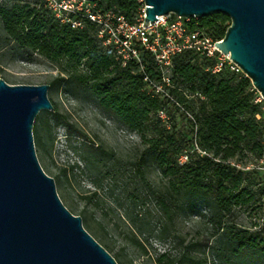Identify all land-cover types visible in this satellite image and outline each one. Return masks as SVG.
Listing matches in <instances>:
<instances>
[{"label":"trees","instance_id":"1","mask_svg":"<svg viewBox=\"0 0 264 264\" xmlns=\"http://www.w3.org/2000/svg\"><path fill=\"white\" fill-rule=\"evenodd\" d=\"M105 2L98 3L104 11L114 10L131 23L143 6L142 0ZM74 19L82 20L83 27L61 23L45 0L1 1L0 72L9 55H36L58 70L50 87L66 83L92 94L101 110L140 137V154L127 162L135 181L130 179L124 194L108 202L126 224L129 243L143 257L149 255L145 241L162 243L166 248L156 254L155 264H212L206 249L220 261L264 264V229L245 230L235 220L239 209L264 197V174L247 169L264 155L262 104L255 102L257 91L250 79L229 69L213 73L216 58L186 51L173 61L168 88L182 109L148 87L146 78L162 83L149 52L141 50V62L129 60L124 66L113 47L102 45L94 23L81 16ZM230 25L223 14L188 23L191 30H202L214 40H222ZM169 107L181 113L186 126L160 117ZM54 121L59 125L61 117L55 115ZM67 131L68 147L79 160L61 165L57 177L65 188H75L81 176L95 187L80 194L84 201L80 214L88 223L89 208L105 203L98 191L106 175L118 169L117 158L103 143L82 139L73 145V130ZM36 140L47 155L54 143L48 118L42 120L41 130L36 129ZM183 155L188 156L186 163L180 162ZM251 159L255 164L249 163ZM152 168L159 181L149 175ZM149 203L157 209L155 217L146 208ZM193 218L209 226L207 238L199 234L189 239L179 230L180 221Z\"/></svg>","mask_w":264,"mask_h":264},{"label":"water","instance_id":"2","mask_svg":"<svg viewBox=\"0 0 264 264\" xmlns=\"http://www.w3.org/2000/svg\"><path fill=\"white\" fill-rule=\"evenodd\" d=\"M143 1L144 27L169 14L229 17L231 25L216 47L264 98V0ZM49 89L0 79V264H118L82 218L64 206L38 160L33 126L42 111H54Z\"/></svg>","mask_w":264,"mask_h":264},{"label":"rangeland","instance_id":"3","mask_svg":"<svg viewBox=\"0 0 264 264\" xmlns=\"http://www.w3.org/2000/svg\"><path fill=\"white\" fill-rule=\"evenodd\" d=\"M3 0H0V2ZM101 2V1H99ZM97 2V3H99ZM104 5L106 2L104 0ZM103 45V44H102ZM3 71L0 72V79L5 80L10 85H49L58 76V70L46 60L28 53H20L15 56H7L2 60ZM258 96V94H257ZM48 98L54 106V111H42L36 118L33 126L35 149L40 165L48 176L53 178L56 183L57 193L64 206L77 217L83 220L86 231L92 235L115 258L118 264H155L153 259L157 253H163L165 246L150 239L145 241L148 257H143L127 239V226L119 218L116 208L108 203L124 194L127 183L130 179L135 181L134 172L128 166V160H133L142 150L140 137L134 132L129 131L122 124L117 122L111 115L101 110L97 105V100L92 94H86L81 89H71L66 83L59 88L50 87ZM166 120L175 122L178 127L183 128L187 122L181 118V113L169 107ZM61 117V123L55 124L54 116ZM48 118L52 127L53 146L49 148V153H43L42 148L36 140V129L41 130L42 120ZM68 128L73 130V145H79L82 139L90 143H103L107 148L114 150L117 158L118 169L106 175L103 181V189L98 191L99 196L105 200L103 206L99 208H89L88 223L85 216L81 215L84 208V201L80 194L95 191V187L85 176L79 178V185L75 188H65L58 180V171L61 165L67 161L78 162L76 153L69 149L67 139ZM83 134L80 136L79 134ZM249 163L255 164V159ZM251 166V165H250ZM152 180L159 181L157 172L152 168L149 171ZM152 217L156 216V207L149 203L146 207ZM205 213V212H204ZM107 214V216H105ZM236 222L245 230L264 229V197H257L255 202L239 209ZM89 224V226H88ZM105 228V230H104ZM178 228L189 239L200 234L201 237L209 236L211 230L205 222L197 218L180 221ZM209 261L212 264H232L227 259L219 260L216 254L206 249Z\"/></svg>","mask_w":264,"mask_h":264},{"label":"built area","instance_id":"4","mask_svg":"<svg viewBox=\"0 0 264 264\" xmlns=\"http://www.w3.org/2000/svg\"><path fill=\"white\" fill-rule=\"evenodd\" d=\"M143 6L134 23L129 22L123 15L114 10L104 11L97 2L87 0H45L46 7L61 23L71 24L72 28H82V20L75 17H83L98 27V37L102 40L104 47H113L125 66L129 60L141 62V50L149 52L155 59L161 72L162 83H156L149 78L148 87L156 94L170 100L172 103L181 105L170 95L168 88L171 86V75L173 61L176 56L192 51L202 57L216 58L213 73H219L223 69L243 74L241 68L235 64L230 56L224 55L217 47L222 40H214L202 30H191L188 23L192 19L182 18L174 14L158 17L159 21L144 27L145 10ZM256 103L262 104L264 117V98L257 92ZM182 108V107H181ZM183 109V108H182ZM160 117L166 120V111L160 112ZM188 116L191 115L188 113ZM264 141V132H263ZM188 156L180 158L181 163H186ZM264 174V155L255 166Z\"/></svg>","mask_w":264,"mask_h":264}]
</instances>
